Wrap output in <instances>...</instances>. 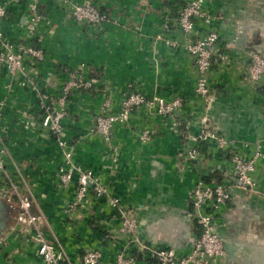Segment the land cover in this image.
I'll list each match as a JSON object with an SVG mask.
<instances>
[{"label":"crops","instance_id":"obj_1","mask_svg":"<svg viewBox=\"0 0 264 264\" xmlns=\"http://www.w3.org/2000/svg\"><path fill=\"white\" fill-rule=\"evenodd\" d=\"M66 1L70 6L88 0ZM89 1L110 19L97 30L70 19L67 5L59 0H40L41 21L32 43L44 52L45 59L36 70L35 82L42 93L56 98L61 93L63 68L85 66L89 77L97 75L99 86L72 96L67 105L64 124L65 137L73 143L71 163L102 175L124 206L138 220H146L149 228L161 225L156 235H147L142 227L143 238L167 247L163 237L175 230L174 216L179 214L187 222L184 214L190 209L188 190L193 182L199 175L204 177L213 171L222 174L223 182H231L233 173L228 162L220 160V152L206 143L203 160L193 167L179 155L182 137L169 121L149 120L140 112L133 124L149 128L152 135L135 165L133 156L140 146L127 126L115 127L108 143L85 137V124L91 112L99 110L103 95L115 100L130 88L147 97L181 96L183 106L178 116L189 131L197 132L201 114L207 112L217 134L232 138L237 146L246 144L241 148L246 153L258 144L264 156V85L255 87L241 77L243 49L264 56V0L207 2L213 16L211 25L219 34L218 52L225 56L223 61L216 59L211 67L208 81L212 96L207 110L194 93L193 69L185 50L156 39L163 35L185 42V35L176 25L164 33L163 18L166 13L174 15L180 2L186 0ZM29 4V0L8 4L7 18L0 24L8 38H24ZM236 26L242 31L237 38ZM203 31L199 25L195 29L197 34ZM24 78L22 75V81ZM20 81V76L12 80L7 90V80L0 73V101L4 102L1 138L6 142L9 159L25 168L37 208L48 223L46 238L60 243L73 262L88 248H99L105 260L112 261L116 252L126 246L121 239L106 237L116 228L112 219L115 214L104 207L103 201L92 199L78 211L75 220L67 219L65 208L74 187L63 191L57 186L56 170L64 164L63 154L56 149L52 137L36 129L40 116L37 92L20 86ZM79 136L81 142L76 143ZM254 177L259 197L232 191L231 200L217 219L223 243L237 246L227 264H264V158ZM11 228L7 244L0 246V264H40L27 231L14 221ZM187 245L177 249L187 252Z\"/></svg>","mask_w":264,"mask_h":264},{"label":"built area","instance_id":"obj_2","mask_svg":"<svg viewBox=\"0 0 264 264\" xmlns=\"http://www.w3.org/2000/svg\"><path fill=\"white\" fill-rule=\"evenodd\" d=\"M23 1L25 0H0V24L7 18L8 4ZM29 1V21L23 39L8 38L0 27V73L7 80L5 88L9 90L11 81L20 76V86H28L37 92L40 116L36 129L52 137L56 149L62 152L64 157V164L56 170L57 186L63 191L74 187L72 198L65 208L67 219L75 220L78 211L84 206L87 207L90 200H101L104 207L115 214L112 219L117 223L116 228L108 232L106 237L108 239L115 237L126 242V246L116 252L112 261H106L99 248L85 249L74 262L71 261L60 243L46 238L49 233L46 231L47 220L37 208L33 190L26 179L25 168L9 159L8 148L1 138L0 129V197L12 204L15 213L14 222L27 231L28 240L34 244L35 254L41 260L40 264H138L133 255L134 250L143 253L144 258L155 259L156 264H227L228 253L218 233L217 219L222 208L231 200L232 191L237 190L259 197L254 175L258 163L264 158L260 146L255 144L247 153L241 150L247 145L237 146V142L232 138L217 134L215 127L210 124L207 112L201 114L197 132L193 133L185 126L181 131L183 122L178 116L183 106L181 96H173L171 99L158 95L147 97L139 90L129 88L117 99L109 97L101 103L99 110L91 117L93 124L90 125L88 135L85 137L91 136L109 143L114 126H127L140 146L133 156L135 165L140 161L143 147L150 142L152 135L149 128H137L133 124L135 116L141 113L149 120L163 118L169 121L170 127L178 131L182 137L179 155L193 167L203 160L201 143L210 144L218 152L232 154L226 161L233 173L231 182L205 183L203 176L199 175L188 190L190 209L186 212V216L191 219L188 251L183 252L146 242L138 218L124 206L113 189L104 183L102 175L71 163L73 143L65 137L64 124L67 105L72 96L93 90L99 86V83L85 73L87 67L81 66L74 69L63 68L61 93L56 98H50L38 89L35 82L36 70L44 61L45 54L32 42L37 36V28L41 21L40 0ZM59 1L64 6L68 4L66 0ZM208 1H182L176 15L166 13L163 18V30L168 31L171 26L176 25L186 37L185 42L167 40L164 43L172 47H181L187 53L193 69L194 93L206 110L210 108L212 96L208 81L211 67L216 63V59L225 60V56L218 52L219 34L211 25L213 16L207 8ZM67 8L70 19L96 30L106 23V19H109L89 0L82 4L67 5ZM198 25L204 30L199 34L195 32ZM243 53L245 58L241 66L242 80L255 87L264 85V56L253 50L243 49ZM22 75L25 76L23 81ZM111 109L115 111L114 114L109 113ZM3 111L4 102L0 101V127ZM79 142L81 136L76 140V143ZM74 178L76 185H73ZM35 208L37 212L34 211ZM12 230L13 228L10 233ZM7 239L0 243V246L6 245ZM15 250H19V247H15Z\"/></svg>","mask_w":264,"mask_h":264},{"label":"water","instance_id":"obj_3","mask_svg":"<svg viewBox=\"0 0 264 264\" xmlns=\"http://www.w3.org/2000/svg\"><path fill=\"white\" fill-rule=\"evenodd\" d=\"M28 21H29V15L25 17L24 27L27 26ZM178 215L179 214H176L174 216L176 222L175 230H169L168 228L169 231H173V232H169L166 237L164 236L165 238L163 237V240L166 242L167 247L172 249H177L178 247L182 246L184 243L186 244L191 235L190 217L186 216V212H185L184 215L187 218V222H184L181 219L182 216L180 217ZM14 218H15V213L12 204L7 200H5L4 198L0 197V243H2L8 237L12 229L11 223L15 220ZM139 225L144 228V230L147 232V235H156L154 233L159 232L158 229L161 228L160 225L156 227H151L152 228L151 229L149 228V224L146 223V220H142V219L139 220ZM224 247L228 253L227 261L230 262V260H232V257L234 256V250L237 249V246L236 244L226 243L224 244Z\"/></svg>","mask_w":264,"mask_h":264},{"label":"trees","instance_id":"obj_4","mask_svg":"<svg viewBox=\"0 0 264 264\" xmlns=\"http://www.w3.org/2000/svg\"><path fill=\"white\" fill-rule=\"evenodd\" d=\"M180 4H182L181 2H180ZM99 12H101L100 10H99ZM102 13V12H101ZM176 13H177V11H174V15H176ZM91 78H97V75H94V74H92L91 76H90ZM180 130L181 131H183L184 130V125H182L181 126V128H180ZM205 144L206 143H201L200 144V150H201V152L204 154V152L206 151V149H205ZM231 153H229V152H220L219 153V159L220 160H223V161H227V160H229V158L231 157ZM202 179H203V181L205 182V183H215V184H221L223 181H224V177L222 176V174L221 173H219L218 171H213L212 173H209L208 175H206V176H204V177H202ZM118 215V214H117ZM196 225V224H195ZM101 231V230H100ZM103 233H105L104 231H103ZM133 255H134V258H135V260L137 261V262H139V261H146L148 264H156V262H155V259H153V258H151V259H149V258H144V256H143V253H141V252H138V251H136V250H134L133 251Z\"/></svg>","mask_w":264,"mask_h":264},{"label":"rangeland","instance_id":"obj_5","mask_svg":"<svg viewBox=\"0 0 264 264\" xmlns=\"http://www.w3.org/2000/svg\"><path fill=\"white\" fill-rule=\"evenodd\" d=\"M107 22H110V19H106V23ZM126 25L128 26L129 25V23L127 22L126 23ZM126 26V27H127ZM236 30H235V38H237V36L239 37V35L242 33V31H241V29L239 28L238 29V27L236 26V28H235ZM238 30L240 31V33H238ZM168 31H166V30H164V33L166 34ZM163 34V33H162ZM169 37V36H168ZM156 38H160L161 39V41H167V40H174V39H169V38H165L163 35H159V36H157ZM234 38V39H235ZM153 42H154V40H153ZM107 98H109V96L108 97H104L103 96V98H102V103L107 99ZM110 112V114H114L115 113V111H113L112 109L111 110H109ZM95 112L93 111V112H91V115H89L90 117H89V123H86L85 124V128H84V131H85V133H86V136L88 135V129H89V127H90V125H92L93 123L91 122V117L93 116V114H94ZM95 126V124L93 125V127ZM93 130V129H92ZM113 130H115V126H114V128H112V131ZM111 134H112V132H111Z\"/></svg>","mask_w":264,"mask_h":264}]
</instances>
